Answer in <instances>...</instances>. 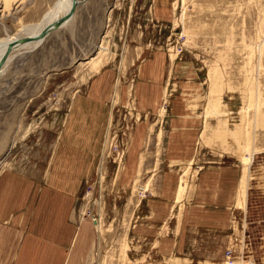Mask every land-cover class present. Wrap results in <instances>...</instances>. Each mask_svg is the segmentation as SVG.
Returning a JSON list of instances; mask_svg holds the SVG:
<instances>
[{
	"label": "rangeland",
	"instance_id": "374dc122",
	"mask_svg": "<svg viewBox=\"0 0 264 264\" xmlns=\"http://www.w3.org/2000/svg\"><path fill=\"white\" fill-rule=\"evenodd\" d=\"M79 1L66 26L34 49L15 52L0 75V170L28 164L29 153H48L47 139L58 136L72 98L103 75L112 83V116L79 200L84 216L96 220L98 264H264V0ZM53 2L0 0V38L36 23ZM98 53L104 62L96 72ZM156 54L159 93L168 59L174 62L159 119L160 97L155 104L145 98L140 108L132 100L136 91L153 93L149 79L143 89L138 80L139 68ZM190 120L195 157L169 161L176 155L169 145L180 138L172 137L171 123ZM131 143L133 166L140 156L141 165L123 173ZM208 170L222 179L233 175L236 203L198 214L195 184ZM179 176L185 191L171 217H163L165 196L155 191L174 190ZM210 213L218 226L207 227ZM164 218L157 230L162 240H148ZM171 227L174 242L163 236Z\"/></svg>",
	"mask_w": 264,
	"mask_h": 264
},
{
	"label": "crops",
	"instance_id": "0c3cea01",
	"mask_svg": "<svg viewBox=\"0 0 264 264\" xmlns=\"http://www.w3.org/2000/svg\"><path fill=\"white\" fill-rule=\"evenodd\" d=\"M160 56L161 54H156L145 66L139 68L141 75L138 85L142 89L148 88L143 83L149 79L151 83L149 88L153 93L136 91L132 99L139 100L140 108L145 98H151L149 104H155L153 102H157L160 97L158 119L161 107H165L171 96L169 93L167 101H164V89L174 65L169 58L168 77L162 92L159 93L157 73H161ZM111 85L112 83L105 80L103 75H99L87 93H77L72 98L67 118L59 129L58 136L52 141L47 139L52 146L48 153H29L26 155L28 164L9 166L0 170V264H98L97 228L93 220L85 217L84 211L79 209V200L83 182L92 176L94 165L99 159L98 154L103 151L101 148L103 135L112 116ZM115 102L116 91L113 98V103ZM171 125L172 130H175L172 137L180 138L170 143L168 150L175 151L176 155L169 157L168 160L192 161V157H195L192 154V150L195 149V142L193 143L195 126L192 120ZM136 133L139 135L138 130ZM157 134L159 137V132ZM133 146L131 143L125 155L123 173L125 169L135 167L137 173L141 165L140 156L133 166L134 150L131 148ZM209 172L214 175L211 178L206 176L205 180L204 174L207 175ZM217 172L220 171H205L195 184L192 210L198 214L203 211H221L230 207L234 200L235 206L237 190L234 199L233 175L229 173L222 179L220 175H216ZM180 181L179 176L174 190L168 186L155 191L165 196L162 209L167 212L162 215L163 217L167 213H169L167 217H171ZM239 182L240 179L238 191ZM137 187L141 194L145 191L144 184ZM156 210V205L151 207L149 219L156 214ZM217 218L213 215L207 227L218 226ZM149 219L146 220V228L150 225ZM165 220L166 218L155 224L154 238L148 240L156 242L162 240V235L157 230H160L161 222L165 223ZM168 231L169 233L163 236H167L171 242L176 241L175 228L171 227Z\"/></svg>",
	"mask_w": 264,
	"mask_h": 264
},
{
	"label": "bare ground",
	"instance_id": "6f19581e",
	"mask_svg": "<svg viewBox=\"0 0 264 264\" xmlns=\"http://www.w3.org/2000/svg\"><path fill=\"white\" fill-rule=\"evenodd\" d=\"M79 2H80L79 0H75V1L74 0H54L52 6L42 14L41 18L36 23L31 24V25H24L21 27V29L18 32L13 33V34H6L4 37L0 38V59H1L2 55L5 53V51L8 47V43H11L17 39H19V40L23 39L25 37H33L34 38L33 41H29V42L22 41V42H19L18 44L16 43L11 47L10 51L8 50L6 58L2 64V66L0 67V75L5 71L4 70V69H6L5 67H7L9 61L11 60V58L15 52L20 51L22 49H30V48L36 47V45L41 44L52 32L57 31V30L63 28L64 26H66L68 24V22H70L73 19L76 8H77L78 4H80ZM70 11L72 13L71 16L66 18L58 27H56L55 23L59 19L63 18ZM50 26L51 27L55 26L56 28L50 29V31L49 32L47 31V33L43 32V31H45V29L47 27H50ZM41 32H43V33H41ZM98 54H100V53H98ZM92 60H93V66L92 67L94 69L95 67L100 66L99 64H102L103 56H102V54H100L99 56L97 55L95 58H92ZM96 72H98V70ZM166 94L167 93H165V95ZM262 115H264V114L259 115V119L261 122L264 123V116H262ZM259 165H257V166H259V168L264 170V165H262L261 162L259 163ZM247 181H248V179H247L246 175H245V177H242V187L240 189V194H239L240 201H241V197L243 196ZM185 187L183 184L179 185L178 190H177L176 202H178L180 200L182 194L185 191ZM238 204H240V202ZM93 223L96 224L95 219H93Z\"/></svg>",
	"mask_w": 264,
	"mask_h": 264
},
{
	"label": "water",
	"instance_id": "95a60500",
	"mask_svg": "<svg viewBox=\"0 0 264 264\" xmlns=\"http://www.w3.org/2000/svg\"><path fill=\"white\" fill-rule=\"evenodd\" d=\"M75 1V0H74ZM71 11L70 12H68L63 18H61V19H59L55 24H56V27H58L66 18H68L69 16H71ZM55 26L54 27H47L46 29H45V31H43V32H46L47 33V31L49 32L50 31V29H52V28H56ZM43 32H41V33H43ZM33 37H25V38H23V39H17V40H15V41H13V42H11V43H8V47H7V49H6V51H5V53L2 55V57H1V59H0V67L2 66V64H3V62H4V60H5V58H6V55H7V52H8V50L10 51V49H11V47L14 45V44H18L19 42H22V41H25V42H29V41H33Z\"/></svg>",
	"mask_w": 264,
	"mask_h": 264
},
{
	"label": "built area",
	"instance_id": "2783aa9c",
	"mask_svg": "<svg viewBox=\"0 0 264 264\" xmlns=\"http://www.w3.org/2000/svg\"><path fill=\"white\" fill-rule=\"evenodd\" d=\"M228 262H230V260Z\"/></svg>",
	"mask_w": 264,
	"mask_h": 264
}]
</instances>
